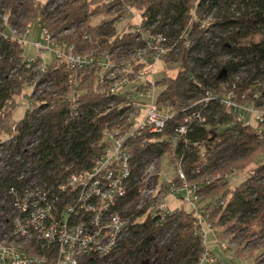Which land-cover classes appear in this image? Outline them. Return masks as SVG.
Here are the masks:
<instances>
[{
  "label": "built area",
  "instance_id": "built-area-1",
  "mask_svg": "<svg viewBox=\"0 0 264 264\" xmlns=\"http://www.w3.org/2000/svg\"><path fill=\"white\" fill-rule=\"evenodd\" d=\"M10 1L0 0V28L6 30L4 40L18 45L19 52L14 67L0 76V86L27 70L37 76L40 85L52 79L49 76L52 65L66 64L69 84L77 87L74 74L89 66L98 84L114 97L106 103L116 114L111 117L109 127L97 130L91 164L73 169L63 164L64 171H59L54 153L49 151L53 146L51 129L57 131L59 126L53 122L43 124L41 120L47 109L39 107L41 99L49 95L38 97L37 87L31 84L30 94L21 93L28 98L26 112L14 125H10L12 115H7L4 97L0 98V264L112 263L121 255L124 243L133 236L144 217L158 216V226H162L167 237L171 235L169 216L183 211L186 200L191 205L186 214L192 218L193 229L200 240L196 264H217L218 259L209 250L207 241L211 233H216L221 248L225 252L232 251V243L222 236L214 222V213L218 211L222 216L231 197L212 198L205 205L201 203L202 188L214 175L212 178L208 177L211 174L193 171L196 178L190 180L183 157L175 154L172 171L170 162L164 163V158L172 152L154 155L142 152L139 158L135 154L138 141L156 135L160 140L169 141L175 151L181 143H186L184 136L189 131L208 119V113L196 108L185 106L180 111L158 101L161 87L154 77V66L160 60L166 62L179 55L178 42L167 35L168 27L159 29L158 21L150 22V16L139 7L144 0H100L101 5L109 6L108 19H116L118 32L120 27L130 26L120 34L133 35L135 43H118L106 49L102 48V41L92 40L91 33H85L86 44L95 46L82 49L74 41L60 42L48 27L36 22L47 47L54 50V63H50L41 55L46 47L41 41L35 43L36 56H25L26 37L32 24L27 22L28 16L19 4L26 0H15L16 7L9 6ZM69 1L73 0H51L48 9ZM210 21L207 17L206 26ZM6 69L7 65L1 73ZM28 78L24 79V86ZM235 79L221 89H209L205 100L220 102L242 127H249L252 122L248 114L264 123V82H259L256 91L250 88L242 95L246 99L253 93L258 108L237 103L235 88L242 79L239 76ZM16 89L9 101H16L18 86ZM56 94L57 91L52 96ZM71 101L73 109L65 115L66 119L79 120L87 116L89 107L81 99L73 97ZM103 105L99 103L94 110ZM177 116L181 118L178 122L175 121ZM172 121L176 125H172ZM204 177L206 183H203ZM171 196L182 199L174 209ZM141 211L145 212L141 214ZM221 216L220 225H226L220 221Z\"/></svg>",
  "mask_w": 264,
  "mask_h": 264
},
{
  "label": "trees",
  "instance_id": "trees-1",
  "mask_svg": "<svg viewBox=\"0 0 264 264\" xmlns=\"http://www.w3.org/2000/svg\"><path fill=\"white\" fill-rule=\"evenodd\" d=\"M45 1L26 0L19 7L27 14L28 23L41 22L62 42L77 40L86 44L84 34L91 33L92 40L102 41V48L106 49L118 43H135L133 35L118 32L116 19H108L109 6L105 3L101 5L99 0H73L57 5L53 10L48 9L51 0ZM14 2L11 0L9 6L16 7ZM140 6L150 16V22H159V29L168 27V37L179 45V55L166 61L178 64L179 72L176 76L157 80L161 87L159 103L180 111L185 106L193 107L208 113V119L189 131L184 136L186 143H181L175 151L171 143L160 140L159 135L138 141L136 157L139 158L142 152L151 155L172 152L183 157L190 180L196 178L193 171L200 170L202 174L218 172L221 159H238L248 151L254 154L256 161L261 158L264 154V123L249 118L252 120L250 126L242 127L220 102L206 101L205 98L209 89H221V86L235 82L239 73H246L247 77H242L237 83L235 100L242 105L259 108L253 93L246 99L242 95L250 88L256 91L260 87L259 82H264V0H144ZM207 17L211 18L208 26L205 24ZM99 18H103L102 22L93 24ZM71 27L78 28L77 36H63V32ZM4 32L6 30L0 28V54L4 56L0 60V72L6 65L14 67L19 52L18 45L4 40ZM50 70L49 76L55 79L57 94L43 97L39 105L47 109L41 122H53V125L59 126L57 131L51 129L53 146L49 147V151L54 153L59 171H64L61 168L63 164L71 169L89 166L95 151L93 141L97 130L109 127L111 117L116 114L113 107H108L106 103L114 97L98 84L96 74L89 66L74 74L77 87L69 84L66 64L59 67L52 65ZM31 75L27 70L0 86V98L4 97L2 100L8 109V116L17 106V101H9L15 94L16 86L21 92L24 79ZM73 97L81 99L89 107L87 116L79 120L65 118L73 109ZM101 102L105 105L95 111L94 108ZM180 119L177 116L175 121ZM175 121L171 124L176 125ZM203 179L206 183L205 177ZM229 185V178L205 184L203 192L216 191L204 196L201 203L206 205L209 199L226 198L225 192H232V200L220 221L223 224L233 220L239 224H250L251 220L259 219L263 232L264 162L257 165L237 189H231ZM187 209L184 206L183 211L169 216L170 237L161 225L158 226V216L144 217L133 236L124 243L121 255L112 263L99 264H196L201 250L200 240L193 229L192 218L186 214ZM144 212L141 211V214ZM261 236L264 237V232ZM163 240L165 244H162ZM217 262L221 264L219 259Z\"/></svg>",
  "mask_w": 264,
  "mask_h": 264
},
{
  "label": "rangeland",
  "instance_id": "rangeland-1",
  "mask_svg": "<svg viewBox=\"0 0 264 264\" xmlns=\"http://www.w3.org/2000/svg\"><path fill=\"white\" fill-rule=\"evenodd\" d=\"M99 2H100V0H99ZM139 7L141 8V6H139ZM102 20H103V18H99V19L95 20V23H93V24L101 23ZM122 24L123 23H120L119 26H122ZM128 26L129 25L127 24V26H125V27H120L119 28L120 33H121V31H124V29L128 28ZM72 28L73 27H71L70 28L71 30L67 33L63 32L64 33L63 36L74 35L76 37L77 36L76 30H78V28L77 27H75V29H72ZM122 34H123V32H122ZM56 38H58V37H56ZM58 40H60V39H58ZM37 41H41L46 46L45 48H43V51L41 52V55L43 56V58L46 61H50V63H54V62H52V60L55 58L54 50L52 51V48L50 49L47 47V43L44 39V35L42 33V30L38 26L37 23L32 24L31 32L26 37L25 50H24L25 56L33 57V56L37 55L38 50L35 47V43ZM73 41L76 42L80 48H82V47L87 48V47L95 46L94 43H92V45H91V43L90 44L89 43H87V44L82 43L81 44L77 40H73ZM60 42H62V41H60ZM65 42H67V41H64V43ZM86 45H88V46H86ZM61 47H62V44H60V48ZM84 48H82V49H84ZM62 49H63V47H62ZM63 51H65V49H63ZM83 53H86V52H83ZM1 56H2V54H0V57ZM7 68L8 69H6L5 73L0 72V76H4V74L9 73L10 66L8 65ZM197 71H200V69L197 68ZM178 72H179L178 64L173 65V64H170V63H167V62L160 60L154 66V77L156 80L162 79V78L167 77V76H176ZM239 77L245 78V77H247V74L246 73H242V74L239 73ZM0 79H2V77H0ZM41 83L42 84H40L41 85V87H40L37 76L31 75V77L27 79L26 85L23 87L22 92L17 91V95L14 96V99L17 101V106H16V108H15V110H14V112L10 118V121H9L10 125H14L15 123L19 122L23 118V116L26 112V109H27L26 106L28 105V98L24 97V95H22V94H30V92L32 91L31 84H33L34 87L35 86L37 87V92H38L37 96L38 97L43 95V94H48L49 95L48 97H50L57 90L55 88V85H54L55 79L43 81ZM1 84L2 83H0V85ZM15 90H17V89H15ZM33 99H35V98L33 97L31 99L30 105H32ZM36 102H37V100H36ZM248 116H249V118H253L251 114H248ZM259 150H261V148ZM167 157L164 158V163L166 164V163L170 162V164H171L170 168L173 171V168L175 167V164H176V157L173 153H172V155L167 156ZM171 157H173V159H171ZM253 157H254V154L249 153V151H248L246 153V155L239 157L238 159H231V158H230V160H229V158L225 159V161L220 162V166H218L219 171L218 172L215 171L213 174H211V176L209 175L208 177H212V175H214V178L212 177L213 180H215V179H222L223 180V179L229 178V181H230L229 186L231 187V189H234V188L238 187L239 185H241L246 180L248 174L251 173V171H253L257 165H260V163L264 162V154L257 161L255 160L256 157L255 158H253ZM226 158H227V155H226ZM166 167L167 166H165V169H167ZM207 175H208V173H207ZM199 181H201V180H198V182ZM198 182H196V183H198ZM215 191L203 192L204 193L203 196H209V195L213 194ZM225 194L224 195H225L226 199H230V197L232 198V192H225ZM179 199L174 198L173 196L170 197V201H172L171 207L173 209L178 207L179 204H181L180 202H182V199H180V200ZM184 206L187 207L188 209L191 208V205H190L189 201H187V200H186V202H184ZM174 215H176V214L175 213L172 214L171 217ZM220 216H221V213L216 211V214L214 213V222L217 224L216 226L220 229L222 236L226 237L232 243V249H231L232 251L225 252L221 248V246L217 240V234L211 233L209 235L207 245H208L209 250L212 251V253L214 254V256L217 259H219L222 263H226V264H264V237L261 236V234H263L264 231L262 232L261 227L259 226L260 225L259 219L251 220L249 222L251 225L250 224H244V223L239 224L235 220L228 222L226 225H220V223H219ZM233 226H234V228H233ZM227 229H228V231H227ZM168 237H170V236H168ZM168 243H170V242L168 241ZM174 249H175V251H177V249L175 247H174ZM172 253L174 254L175 252L172 251Z\"/></svg>",
  "mask_w": 264,
  "mask_h": 264
}]
</instances>
